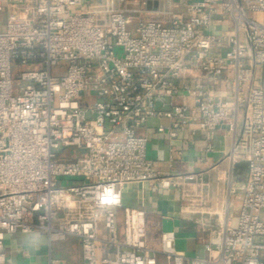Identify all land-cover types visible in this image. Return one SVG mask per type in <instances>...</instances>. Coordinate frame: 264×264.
I'll return each mask as SVG.
<instances>
[{"label": "built area", "instance_id": "2783aa9c", "mask_svg": "<svg viewBox=\"0 0 264 264\" xmlns=\"http://www.w3.org/2000/svg\"><path fill=\"white\" fill-rule=\"evenodd\" d=\"M5 8L0 264L8 235L34 232L48 239V264H78L51 253L68 237L82 264H264V0H0ZM152 122L171 152L186 130L213 151L223 131L229 171L244 166L217 224L201 221L203 255L178 249L175 230L151 246L147 211L123 204L130 184L171 190L196 177L155 169L141 132Z\"/></svg>", "mask_w": 264, "mask_h": 264}, {"label": "crops", "instance_id": "0c3cea01", "mask_svg": "<svg viewBox=\"0 0 264 264\" xmlns=\"http://www.w3.org/2000/svg\"><path fill=\"white\" fill-rule=\"evenodd\" d=\"M155 125L156 122H152L148 128L141 130L151 137L147 155L154 161L155 169L164 173L181 172L196 175L194 186L206 188L212 196L210 199L212 206H224L223 202L229 196L230 186L238 187L245 180L244 172L240 173L242 165L231 173L228 161L224 160L230 146L229 137L223 131H219L213 141V151L207 152L200 136L192 140L189 131L186 130L173 142L175 150L171 152V142L155 131ZM182 188L166 190L160 187L153 191L149 183L130 184L123 193V204L147 211L151 246H160L162 231L175 230L177 248L194 254L197 253L199 244L195 239L198 224L204 217L200 213L189 212V207L184 208L185 197ZM239 197L240 194L231 198L232 212H235L240 203ZM5 249L6 264H48L50 246L46 235L41 232L29 235L10 234L7 236ZM51 253L64 263H83L81 245L75 237L54 241Z\"/></svg>", "mask_w": 264, "mask_h": 264}, {"label": "rangeland", "instance_id": "374dc122", "mask_svg": "<svg viewBox=\"0 0 264 264\" xmlns=\"http://www.w3.org/2000/svg\"><path fill=\"white\" fill-rule=\"evenodd\" d=\"M6 23H7V10L5 8L2 12H0V31L5 30ZM221 29L222 28L215 29V32L218 33V32H220ZM243 172H244V166H243L242 171L240 173H243ZM194 181L195 180H187L185 185L181 186V187H183L182 188L183 190H184V188L187 190L186 191L187 194L184 196L185 197L184 208L189 207L192 210H203V211H205V213H202L200 215H202V217H204V219H208V223L211 225V227H213L217 224L216 220L219 218V214H217L215 212H217L219 210L221 211L224 206L213 207L212 206L213 203L210 201L212 196L209 194V192L206 190V188H204V190H203V193H202L203 196L202 197H200L199 195H195L196 192L199 191V188L196 190V187L194 186ZM65 184H68V183L65 182ZM204 201H206V202H204ZM206 211H211L213 213L208 214ZM198 225L201 228V226H202L201 222ZM34 233H36V232H34ZM203 253H204L203 245L198 244L197 254L203 255Z\"/></svg>", "mask_w": 264, "mask_h": 264}]
</instances>
